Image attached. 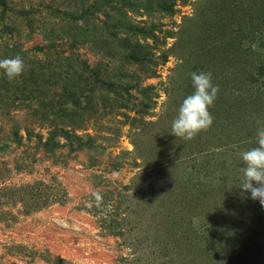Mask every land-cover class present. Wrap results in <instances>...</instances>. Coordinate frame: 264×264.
Returning <instances> with one entry per match:
<instances>
[{
  "label": "rangeland",
  "instance_id": "obj_1",
  "mask_svg": "<svg viewBox=\"0 0 264 264\" xmlns=\"http://www.w3.org/2000/svg\"><path fill=\"white\" fill-rule=\"evenodd\" d=\"M16 55L0 264H264V208L237 189L264 124V0H0ZM201 71L212 125L176 138Z\"/></svg>",
  "mask_w": 264,
  "mask_h": 264
},
{
  "label": "clouds",
  "instance_id": "obj_2",
  "mask_svg": "<svg viewBox=\"0 0 264 264\" xmlns=\"http://www.w3.org/2000/svg\"><path fill=\"white\" fill-rule=\"evenodd\" d=\"M25 70L24 60L16 55L0 59V76L14 82ZM192 92L185 96L171 122V133L176 138L192 140L200 132L207 130L213 122L209 108L219 92L213 84L212 73L201 71L190 74ZM239 187L242 196L258 201L264 208V124L256 130L255 146L240 153ZM95 198L100 200L99 193Z\"/></svg>",
  "mask_w": 264,
  "mask_h": 264
}]
</instances>
